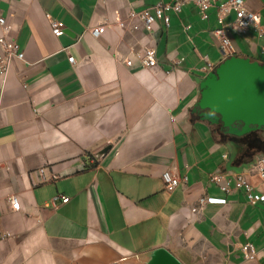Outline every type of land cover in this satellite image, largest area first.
<instances>
[{"label": "crops", "instance_id": "crops-1", "mask_svg": "<svg viewBox=\"0 0 264 264\" xmlns=\"http://www.w3.org/2000/svg\"><path fill=\"white\" fill-rule=\"evenodd\" d=\"M155 1L0 0L24 52L0 76V264H257L243 258L245 241L264 253V203L224 195L208 177L246 171L264 192L249 172L263 151L193 109L203 57L222 58L215 14L200 21L186 5L151 31L119 26ZM245 1L264 15V0ZM97 25L104 32L93 36ZM232 40L237 54L264 61L253 30ZM146 48L154 67L140 62ZM164 171L187 182L168 188ZM206 193L226 202L193 211ZM58 194L68 201L54 204Z\"/></svg>", "mask_w": 264, "mask_h": 264}, {"label": "built area", "instance_id": "built-area-1", "mask_svg": "<svg viewBox=\"0 0 264 264\" xmlns=\"http://www.w3.org/2000/svg\"><path fill=\"white\" fill-rule=\"evenodd\" d=\"M191 5L196 9L200 21H207L212 12L215 14V26L212 28V35L215 39L222 57L237 54L232 33L246 34L253 30L256 37L264 41V15L259 11L251 9L245 0H156L154 4L143 8L142 10L130 9L125 20H118V24L124 27L128 22L134 29L142 28L145 31L154 29L156 20L160 19L165 25L169 24L170 13H178L183 7ZM50 28L55 35H61L65 32L63 23L55 18H50ZM191 24L184 25V30H188ZM13 25L8 19L0 14V45L3 48L0 53V76L6 73L12 57L23 58L24 52L20 49L19 43L12 36ZM104 25L93 26L90 32L93 36H99L104 32ZM264 50V47L262 48ZM141 64L144 67H154L157 65L156 52L153 48H146L138 53ZM70 61L73 60L69 56ZM205 64L203 70H209L214 64L206 56L203 57ZM127 63H131L128 60ZM249 172L264 179V152H259L249 166ZM209 182L214 184L224 195H229L235 190H243L249 203H264V192L255 189L250 181L249 174L246 171H210L208 173ZM162 179L168 188L176 187L179 184L187 182V176H174L169 171L162 173ZM58 199L62 202L68 201V197L58 194L53 197L55 204ZM225 196H213L203 194L198 198V206L192 208L193 211L201 208L204 204L225 203ZM9 203L14 210L21 207L18 196L11 195ZM240 251L246 261H256L257 264H264V253L257 250L251 241H245L240 245Z\"/></svg>", "mask_w": 264, "mask_h": 264}, {"label": "water", "instance_id": "water-1", "mask_svg": "<svg viewBox=\"0 0 264 264\" xmlns=\"http://www.w3.org/2000/svg\"><path fill=\"white\" fill-rule=\"evenodd\" d=\"M193 109L203 120L242 136L264 130V61L232 54L222 57L199 81Z\"/></svg>", "mask_w": 264, "mask_h": 264}, {"label": "trees", "instance_id": "trees-1", "mask_svg": "<svg viewBox=\"0 0 264 264\" xmlns=\"http://www.w3.org/2000/svg\"><path fill=\"white\" fill-rule=\"evenodd\" d=\"M239 137L248 138V144L252 146L255 151L264 152V138L255 133V131L249 132Z\"/></svg>", "mask_w": 264, "mask_h": 264}, {"label": "rangeland", "instance_id": "rangeland-1", "mask_svg": "<svg viewBox=\"0 0 264 264\" xmlns=\"http://www.w3.org/2000/svg\"><path fill=\"white\" fill-rule=\"evenodd\" d=\"M210 58H211V59H214L213 56H212L211 54H210Z\"/></svg>", "mask_w": 264, "mask_h": 264}]
</instances>
